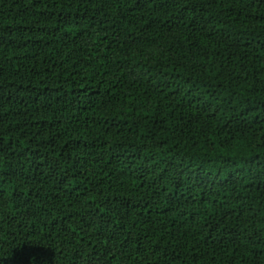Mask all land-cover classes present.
<instances>
[{"label":"trees","instance_id":"16d2710c","mask_svg":"<svg viewBox=\"0 0 264 264\" xmlns=\"http://www.w3.org/2000/svg\"><path fill=\"white\" fill-rule=\"evenodd\" d=\"M0 264H264V0H0Z\"/></svg>","mask_w":264,"mask_h":264}]
</instances>
